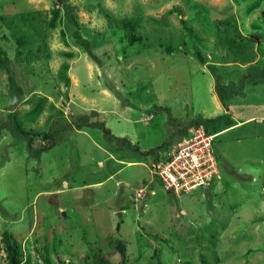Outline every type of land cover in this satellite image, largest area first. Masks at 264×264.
I'll return each instance as SVG.
<instances>
[{"label": "rangeland", "instance_id": "374dc122", "mask_svg": "<svg viewBox=\"0 0 264 264\" xmlns=\"http://www.w3.org/2000/svg\"><path fill=\"white\" fill-rule=\"evenodd\" d=\"M67 2L98 62L57 0H0V45L22 89L0 68V264L5 232L22 264H121L119 244L126 264H264V0ZM22 13L39 34L18 57L8 24ZM125 17L141 42L109 22ZM221 34L258 68L224 62ZM200 120L235 124L214 141L221 178L177 197L154 168Z\"/></svg>", "mask_w": 264, "mask_h": 264}, {"label": "trees", "instance_id": "16d2710c", "mask_svg": "<svg viewBox=\"0 0 264 264\" xmlns=\"http://www.w3.org/2000/svg\"><path fill=\"white\" fill-rule=\"evenodd\" d=\"M58 3L63 5V8L66 10V16L68 18L69 24L73 25L75 27V30L73 32L74 40L77 45L82 47L89 55L90 57L95 60L99 61L97 55L93 52V49L91 47V44L88 40H86L82 35L78 28L79 22L77 20L76 15L74 14V7L71 6L67 0H57ZM1 20H4L3 17H0ZM110 24L116 25L119 28L123 29L126 32V36L129 40V42L134 45L137 42H141L142 38L140 34L137 32V24L138 21L135 18H112L110 19ZM229 24V21H228ZM9 29H13V38L16 41V44L18 46L17 55L18 57L23 53L24 50H26L25 47H27L29 44L32 43L33 37L35 34H39V28L35 24V15L34 13H22L17 15L12 22L8 24ZM236 31L238 34H240V31L238 28H236ZM138 33L139 35H137ZM219 44L222 48H225L227 50L221 58L226 63H234L239 66H252L255 68H258V63L256 62V55L253 53L252 48L246 49L245 47H242L241 44H239L237 41L235 42L233 38H231L230 35L225 34L222 36L220 35ZM168 52L171 53L172 50L168 49ZM197 58L202 64H207V60L201 55V53H197ZM209 69L212 71L214 75H217V65L209 64ZM0 68H5V70L8 73V79H9V85L10 90L13 95H17L15 97H18L22 93V89L17 83V80L15 78V74L12 70L11 66V60L7 56L6 51L1 47L0 45ZM12 109H14V106H12ZM11 109V110H12ZM13 110L9 113V118L13 116L14 113H12ZM12 123V127L15 132L20 133L22 135H25L29 138V150L32 149V142L30 133L25 131L22 127V125L18 122H16L14 119H10ZM198 124H203L207 131L212 134H218L219 132L228 129L235 124L230 123L226 128L223 130H216V126H212L210 122L205 120H200L196 122ZM216 130L215 132H213ZM111 135V134H109ZM44 136L46 138L52 139L53 133H45ZM113 136V135H111ZM114 137V136H113ZM115 138V137H114ZM173 147H170L168 151H170ZM41 151L35 152V155H39ZM166 157V156H165ZM220 168V166H219ZM215 182L213 183V185ZM3 241L6 247L7 251V260L8 264H22V257H23V251L18 246L16 239L12 236L11 233L5 232ZM120 252L123 255V260L121 264H126V257H127V248L125 245L119 244L118 245ZM95 255V253H93ZM49 264V263H47ZM92 264H113L109 259L105 258H96Z\"/></svg>", "mask_w": 264, "mask_h": 264}, {"label": "built area", "instance_id": "2783aa9c", "mask_svg": "<svg viewBox=\"0 0 264 264\" xmlns=\"http://www.w3.org/2000/svg\"><path fill=\"white\" fill-rule=\"evenodd\" d=\"M216 135L209 133L203 124L195 123L155 165L156 176L170 192L179 197L200 188L208 189L221 178L214 150Z\"/></svg>", "mask_w": 264, "mask_h": 264}]
</instances>
